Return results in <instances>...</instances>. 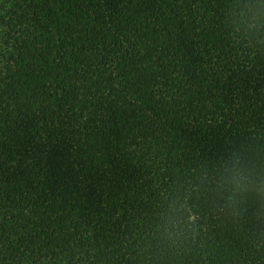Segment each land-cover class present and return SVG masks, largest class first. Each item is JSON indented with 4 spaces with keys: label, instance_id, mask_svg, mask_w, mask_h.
<instances>
[{
    "label": "trees",
    "instance_id": "obj_1",
    "mask_svg": "<svg viewBox=\"0 0 264 264\" xmlns=\"http://www.w3.org/2000/svg\"><path fill=\"white\" fill-rule=\"evenodd\" d=\"M264 0H0V264H264Z\"/></svg>",
    "mask_w": 264,
    "mask_h": 264
},
{
    "label": "clouds",
    "instance_id": "obj_2",
    "mask_svg": "<svg viewBox=\"0 0 264 264\" xmlns=\"http://www.w3.org/2000/svg\"><path fill=\"white\" fill-rule=\"evenodd\" d=\"M213 183L223 202L222 210L239 214L240 205L248 194L264 200V172L245 162L242 154L233 153L224 161Z\"/></svg>",
    "mask_w": 264,
    "mask_h": 264
}]
</instances>
